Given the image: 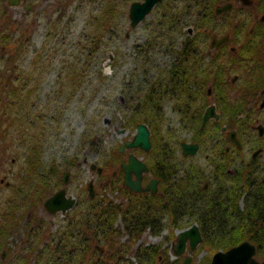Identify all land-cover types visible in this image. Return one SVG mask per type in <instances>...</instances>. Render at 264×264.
Instances as JSON below:
<instances>
[{"label": "rangeland", "instance_id": "obj_1", "mask_svg": "<svg viewBox=\"0 0 264 264\" xmlns=\"http://www.w3.org/2000/svg\"><path fill=\"white\" fill-rule=\"evenodd\" d=\"M133 1L21 0L11 6L7 0H0V228L7 224L0 239V264H32L30 260L37 257L34 249L50 244L71 218L84 214L96 199L109 200L120 211L131 209L136 201L144 204L149 207L145 220L153 226L146 225L133 234L127 217L118 212L107 232H100L102 227L94 228L97 234L91 244L102 247L98 249L101 254L91 253L77 264H146L143 252L154 246L159 250L153 255L165 257L168 264H181L186 255L191 256L190 264H209L216 252L201 241L193 250L186 244L184 253L176 257V235L197 223L195 211L180 213L173 199L170 206L174 207V220L160 208L169 195L161 203L157 197L130 191L122 183L119 166L129 153L141 158L149 167L142 177L145 184L156 177L152 169L164 155L171 168H176L172 180L188 170H199L204 177L200 185L213 189L219 179L214 171L221 149L228 146L227 157L237 158L233 165H240L243 159V166L256 149L257 122L253 117L239 128L245 143L240 151L232 149L220 132L219 126L227 121L230 129L237 126L226 111L217 123L210 122L201 133L198 131L200 115L207 105L216 104L218 113L224 109L219 103L223 89L218 82L221 49L212 51L216 64L208 53L201 55L202 69L204 63L218 68L210 80L205 78L203 87L195 88L198 95L189 89L194 100L191 105L183 106L179 92L170 91L160 96V104L153 103L156 111L142 106L149 90L159 87L160 81H166L170 71L179 67V47L187 41L188 29L198 37L195 41L201 52L202 37L206 35L209 40L225 30L221 17L199 19L200 15L207 17V9L222 0H159L131 27L128 11ZM257 12L260 16L264 9ZM166 13H178L179 21L167 27L163 24ZM230 92L234 96L235 87ZM138 123L148 126L151 149L125 148L120 153V145L132 139ZM195 138L199 142L197 153L184 157L180 142ZM228 163L234 176L243 169ZM91 164L101 171L92 169ZM249 170L257 171L262 179L264 156L257 157ZM64 171L69 172L67 184L61 181ZM44 175L48 187L41 193L39 182ZM225 175L223 183L235 182L232 175ZM90 181L92 198L88 197ZM39 186L41 194L36 195ZM60 188L76 202L64 214H48L43 202ZM166 188L167 182L160 181L159 191ZM245 197L244 191L238 199L240 209ZM204 203L201 199L197 204Z\"/></svg>", "mask_w": 264, "mask_h": 264}, {"label": "trees", "instance_id": "obj_2", "mask_svg": "<svg viewBox=\"0 0 264 264\" xmlns=\"http://www.w3.org/2000/svg\"><path fill=\"white\" fill-rule=\"evenodd\" d=\"M179 18L180 15L178 13H166L163 24L169 27L172 23L175 24L179 21ZM179 52L182 56L179 59V67L173 68L168 75V79L160 81L159 87L153 86L149 90L145 98L142 99V103H145L142 105L143 107H149L152 111H156L153 103L160 104V96L164 92L170 91L185 95L183 97L185 98L183 106H187L194 101L191 97L192 93H189V89H191L189 84L193 85L191 82L193 77L188 67L189 58L191 57L188 49V40ZM194 79L195 88L197 86L201 88L205 85V78H199L197 75ZM195 88L192 89H194L193 93L196 96L198 95V90ZM193 120L197 121V117H194ZM220 164L218 162V165ZM156 165L157 167L152 169L153 175L160 179L161 182H167L168 188L165 189V192H162L165 197L169 195L168 201H164L160 208L163 211L165 210L171 218L174 217V210L172 209L174 207H171L170 203L173 204V199H176L180 213H184L186 210L195 211L203 244L210 249L213 251L226 250L242 241L248 240L256 246V255L264 258V185L262 180H259L258 187L254 189L248 188L246 179L249 174L245 170H241L238 175H235V182H231L233 183L231 188L222 189L220 183L213 189L204 190L203 186L200 185L204 177L199 175V170H188L174 181L172 177L175 175L176 168H171V164L167 163L164 155L157 159ZM224 169L225 167L216 168L219 179L222 178L220 179L221 181L225 180L226 171L224 172ZM243 169L245 168L243 167ZM39 184L42 186V190L39 189L40 186L37 187L35 189L36 195L41 194L48 187L45 175L40 179ZM227 184H230V182ZM244 191L246 194L244 207L240 209L238 207V199ZM201 199H204V205L197 204ZM148 209V206L136 201L131 205V209L120 211L109 200H93L89 203L84 214L74 216L66 223L67 230L64 228L61 234L54 236L52 242L46 244L42 249L36 247L33 254L37 257L36 259H31L30 262L33 261L32 264H77L83 262L81 259L83 260L84 256H88L91 253L101 254L98 253L99 246L91 244L92 241H95L97 234L94 228L102 227L100 232H107L108 227L112 224L113 216L118 212H122L129 220V231L137 234L146 225L151 224L153 226L150 221L145 220L149 214ZM173 219L175 220L176 218ZM6 225L4 224L0 228V239L5 235ZM1 246L0 243V250ZM157 250H159V247L156 246L145 248L143 257L146 260V264H157L156 262L158 264H168L164 262L165 257L161 259L160 255L156 257L153 255ZM73 258H76V260ZM170 264H173V262Z\"/></svg>", "mask_w": 264, "mask_h": 264}, {"label": "flooded vegetation", "instance_id": "obj_3", "mask_svg": "<svg viewBox=\"0 0 264 264\" xmlns=\"http://www.w3.org/2000/svg\"><path fill=\"white\" fill-rule=\"evenodd\" d=\"M228 5L230 6L229 9L219 13L216 12L217 9H222L223 6ZM210 7L211 8L207 9V17L204 14V16L200 15L199 19H210L212 16L215 18L221 17L222 25L225 26V30L221 35H211L209 40H206L208 38L206 35L204 38L202 37V52L199 49L200 46L197 45L198 41H195L198 37H195L193 33L189 34L187 40L191 57L189 58L188 67L190 74L193 77L191 81L193 85L189 84V87L191 89L195 88L194 77L197 75L199 76L203 73L204 76L208 78L206 80H210L209 76L214 74L216 68H220L221 77H219L218 82L223 89L220 90L222 96L219 98V103L224 109L219 113L220 117L217 121L222 118L221 114H226L225 111L230 114V116H228L230 119L235 120L234 123L237 124L236 128L230 129L228 127V121L219 126L220 132L224 133L225 140L230 144L232 149L240 151L245 144L243 133L239 131V128L244 126L246 121H249V118L251 117L257 122L255 126L258 135V138H256V140H258L256 142L257 147L251 153L250 158L245 161L244 166L242 164L244 162L243 159L240 160V165H233L232 162H235L237 158L227 157L229 151L228 146L225 147V149H221V155L218 161L221 164L218 165L217 163L216 165V168L227 167L226 173L232 175V179L235 177L234 170L228 168V162H231L232 164L230 167H245V169L242 170H245L249 174L246 179L248 188L254 189L258 187L259 180H262V184L264 185V177L259 179V176L256 173L257 171L250 172L249 170V167H252L253 164L255 165L257 157L264 156V140L262 139L264 133V14L258 16L257 12L260 9H264V0H222L220 4H213ZM249 9H251V11H248ZM196 15H198V13ZM205 22L206 21H203L201 24L204 25ZM190 30L191 32L193 31V29ZM183 45H180L179 51H181ZM213 49H221L218 58L222 61V65L217 67V65L213 66L212 63L211 66L204 63L205 68L202 69V63L200 61L202 59V54L205 55L208 53L209 59H212L213 63L216 64L217 58L215 57L216 53H212ZM232 87H235L234 96L233 92L232 95L230 92ZM207 94H210L209 88L207 89ZM184 96V94H178V97L180 98L179 100L184 101L185 104ZM189 105H191V103ZM214 105L216 107V104ZM252 113H254V116H252ZM223 116L225 117V115ZM232 120L229 121L233 122ZM210 122L217 123L216 120L211 119L207 124ZM231 130L235 131L236 138L240 144L239 146L228 138V133ZM199 131L201 133V129H199ZM197 140L198 139L195 138L194 141L189 142L197 143L199 146ZM248 142H250V140ZM182 155L184 157L191 156H185L183 152ZM262 166L263 165H260V167ZM256 167H259V165L256 164ZM216 168L214 172L216 174L215 176L218 178L219 176L216 173L218 170H216ZM220 179H218L217 184L221 183L222 189L231 188L233 186V183L230 182V184H225ZM157 180L155 193H152L151 191H143L142 193L146 196H156L157 201H161L162 203L164 193L159 191V183L161 180L158 178ZM147 183H142V185L145 186ZM203 189H208L207 184H204Z\"/></svg>", "mask_w": 264, "mask_h": 264}, {"label": "water", "instance_id": "obj_4", "mask_svg": "<svg viewBox=\"0 0 264 264\" xmlns=\"http://www.w3.org/2000/svg\"><path fill=\"white\" fill-rule=\"evenodd\" d=\"M159 0H142L132 2L129 7V21L130 26L135 27L155 6ZM8 3L12 6H15L19 3V0H8ZM27 8V7H26ZM230 6H223L222 9H217L216 12H222L229 9ZM190 31V30H189ZM214 118L217 120L219 114L216 113L215 106L209 105L202 116L201 127H203L206 122ZM262 133V131H261ZM228 138L233 141L237 146H239V141L236 138L235 131H230L228 133ZM182 150L184 155H193L198 150L197 143H187L181 142ZM125 148H140L143 151H148L151 148L150 142V131L146 124L139 123L136 126V132L133 135L131 140L124 141L119 151L123 152ZM92 169H97L98 172L101 171V168L96 167L94 164H91ZM120 169L123 172V185H125L129 190L133 192H143L151 191L152 193L156 192L157 179L152 178L149 182L142 186V177L144 173L149 171L147 165L139 158H137L133 153L128 155L127 161L120 164ZM61 181L63 184H67L69 181V172L64 171L61 175ZM88 196L93 197V185L92 182H89L88 187ZM76 200L70 195H66L64 188H60L54 192L51 196L47 197L43 202V207L48 214H55L60 212L64 214L67 210L71 209ZM202 241V236L199 230V227L196 223L191 224L190 226L181 229L177 233L176 243L173 248V254L175 256H180L184 253L186 249V244L188 243L189 249L193 250L200 242ZM256 246L249 242L248 240L242 241L241 243L234 245L227 250H218L216 251L210 260L209 264H264V259L259 261L255 258ZM5 251L2 253L4 257ZM191 256L186 255L183 258L182 264H190Z\"/></svg>", "mask_w": 264, "mask_h": 264}]
</instances>
